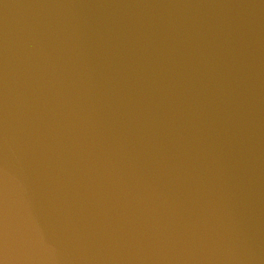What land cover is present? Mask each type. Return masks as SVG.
Returning <instances> with one entry per match:
<instances>
[{"label":"water","instance_id":"water-1","mask_svg":"<svg viewBox=\"0 0 264 264\" xmlns=\"http://www.w3.org/2000/svg\"><path fill=\"white\" fill-rule=\"evenodd\" d=\"M264 65V0H142Z\"/></svg>","mask_w":264,"mask_h":264}]
</instances>
